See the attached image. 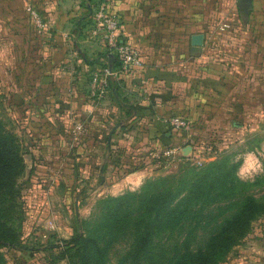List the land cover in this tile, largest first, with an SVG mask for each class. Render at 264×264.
I'll return each instance as SVG.
<instances>
[{"label":"rangeland","instance_id":"obj_1","mask_svg":"<svg viewBox=\"0 0 264 264\" xmlns=\"http://www.w3.org/2000/svg\"><path fill=\"white\" fill-rule=\"evenodd\" d=\"M110 1L62 0V13L56 20L45 16L47 23L49 21L46 29H38L31 19L34 27L31 26L29 31L35 33L36 37L42 33L48 48L43 55L47 64L41 83L35 64L23 63V57L35 54L36 45L30 53L19 42L15 46L19 63L14 71L18 78L12 79L14 72L6 57L8 51L13 54L11 46L7 48V34L12 31L0 32V121L12 135L13 141H7L9 148L24 164L21 174L15 179V202H3L17 220L15 245L0 247V264H69L70 253L66 252V242L79 232L86 231L98 201L135 191L148 179L178 176L191 168H200L216 160L206 159L214 153L213 148L229 143L230 130L225 129L224 133L228 135L221 136L224 144L218 145V136L223 133L215 131L214 117L205 121L202 118L204 115L196 114L190 119L177 112L169 118L182 116L189 121L191 128L176 132H190L194 136L192 140L165 146L154 144L145 135L137 139V125L127 127L120 122L122 114L119 115L118 106L115 105H120L123 97L115 101L108 93L96 100L88 96V87L78 90L85 81L87 85L95 68L105 65L106 55L114 57L117 62L115 69L121 65L119 52L109 54L105 25L95 19L99 6L105 4L111 9ZM179 1L175 0L176 6L180 4ZM146 2L152 3V0ZM190 2L189 15L178 13L169 16L175 31L142 30L141 27L128 32L129 37L120 31L121 16L112 9L109 11L119 21V42L133 49L140 62L147 67L159 68V72L170 78L169 82L176 78L185 82L189 78L191 90L198 91L202 88V76L214 74L215 62L221 58L228 63L233 61L231 55L238 48L236 42L232 44V41L234 38H248V28L238 16L237 0ZM143 16L147 17V21L151 20L150 15ZM130 17L128 20L132 27L135 21H140V16ZM151 25L143 27L151 28ZM183 26H189V30L183 32ZM198 34H203V43L206 40L205 46L202 43L204 48L192 44V36ZM55 44L58 48L56 52ZM242 49V46L239 47V54H245L241 52ZM24 51L26 55H23ZM55 79L61 83L62 89L54 90ZM208 84L213 82L208 81ZM74 90L78 91L77 96H72ZM114 101H118V104H114ZM208 102L210 105L211 100ZM168 129L172 130L169 126ZM190 142L194 148L203 147L201 158H189L183 154H176L170 161L162 158L161 149L171 146L181 149ZM142 147L144 149H139ZM246 154L252 155L251 161L244 159ZM226 155L231 156L232 162L238 163L237 176L241 180L254 181L257 177L251 191L264 202V178H261L264 175V134L231 148L218 159ZM136 158L137 164L139 161L151 162L158 169L165 167L144 177L133 189L112 193V184L124 173L132 171L135 166L132 161ZM118 167L119 170L116 169ZM8 202L16 205L9 206ZM219 206V212L213 210L214 214L218 213L217 221L198 231L197 241L200 243L214 233L217 224L221 225L239 207L223 202ZM126 249V241L117 240L111 244L107 264H119ZM221 264H264V214L251 220L247 234Z\"/></svg>","mask_w":264,"mask_h":264},{"label":"crops","instance_id":"obj_2","mask_svg":"<svg viewBox=\"0 0 264 264\" xmlns=\"http://www.w3.org/2000/svg\"><path fill=\"white\" fill-rule=\"evenodd\" d=\"M180 1V4L176 6L175 0H152V3H145V0H111L109 6L123 19L120 31L124 33L125 37H129L128 32L139 30L141 27L142 30L175 31L169 16L178 13L189 15L191 9L190 0ZM61 3L62 0H0V32L12 31L11 34H7V48L11 46L13 54L8 51L6 56L12 72L16 70V65L19 63L15 50L18 42L22 43L27 51L29 49L30 53L34 49L33 46L36 45L35 54L23 57V63L33 62L35 64V69L40 74L38 81L41 83L47 64L43 55L48 51V48L42 33L36 37L35 33L29 31L31 26H34L26 8L31 7L42 15L46 29L49 21L47 23L45 16L50 20H56L57 16L62 13ZM237 5L238 16L248 28V38L233 39L232 44L236 42V48H238L236 53L231 55L233 61L228 63L221 58L215 62L214 74L202 76L201 90H191L189 78L185 82L179 81L177 78L169 82L170 78L166 77L165 73L159 72V68L147 67L142 62L127 70L124 69L118 76L110 78L108 91L104 97L109 93L115 101L122 99L120 97L124 98V101H119L121 102L120 105H115L118 108H115L118 109L119 115L122 114L120 120L122 124L127 125V127L137 125L139 132L135 138L140 139L145 135L148 140L154 141V144L162 145L164 142L165 146L183 140H192L194 136L190 132L178 133L168 129V124L165 121L176 112L189 116L190 119L196 114L201 117L204 115L205 117L202 118L205 121L214 117L215 131L223 133L218 136V145L224 144L221 141L223 139L221 136L229 134V143L223 147L218 146L217 149L213 148L214 153L206 158L208 160L218 159L231 148L243 145L254 137L264 134V0H237ZM132 15L140 16V21L137 23L135 21L133 27L128 20ZM143 15H150L151 20L149 21L151 22L147 21V17ZM150 23H152L151 28L143 27V25H150ZM184 26L183 32L185 29L188 31L189 26ZM205 41L204 46L206 45ZM56 45L55 52L58 49ZM241 46L243 48L241 52L245 54L238 53ZM26 54L24 51L23 55ZM222 57L224 56L222 55ZM56 59L55 56L54 65ZM108 62L109 59L106 60L105 64ZM48 63L53 64L52 62ZM120 67L118 66L116 69L118 70ZM88 68L92 69L93 67ZM17 78L16 72L12 73V79L17 80ZM208 81H212L213 84H208ZM57 82L55 79L54 90L62 89L61 83ZM85 87H88L86 81L78 90H84ZM122 90L124 91L123 96ZM71 94L77 96L78 91L75 92L74 90ZM207 99L208 101L211 100L210 105ZM115 101L114 104H118V101ZM208 109H211L212 112ZM225 129L230 130L228 134L224 133ZM162 134L165 135L164 139L161 138ZM193 148L190 142L178 149L177 154H183L189 158L199 156L201 158L200 152L203 147L194 148L195 151ZM139 149H144V147ZM196 151H198V155ZM244 159L251 161L252 155L246 154ZM132 163L135 164L132 171L124 174L121 172L123 175L112 184V193L115 191L121 193L127 189H133L142 182L144 177L161 171L165 167L158 169L157 165L151 162L139 161L137 164V158ZM119 168L116 169L119 170Z\"/></svg>","mask_w":264,"mask_h":264},{"label":"trees","instance_id":"obj_3","mask_svg":"<svg viewBox=\"0 0 264 264\" xmlns=\"http://www.w3.org/2000/svg\"><path fill=\"white\" fill-rule=\"evenodd\" d=\"M106 58L115 68L114 57ZM10 140L0 121V247L15 245L17 218L3 202H15V179L24 166L9 148ZM230 158L226 155L178 176L148 179L135 191L98 201L86 231L66 242L69 264H107L108 248L117 240L127 243L119 264H221L247 234L251 220L264 214V202L251 191L257 177L241 180L238 163ZM222 202L239 207L200 243L198 231L217 221L213 210L219 212Z\"/></svg>","mask_w":264,"mask_h":264},{"label":"built area","instance_id":"obj_4","mask_svg":"<svg viewBox=\"0 0 264 264\" xmlns=\"http://www.w3.org/2000/svg\"><path fill=\"white\" fill-rule=\"evenodd\" d=\"M26 11L30 15L33 23L38 29L45 27V21L38 11L31 7H27ZM95 19L102 25H105V37L109 54L114 51L119 52L121 59V67L117 70L106 63L104 66L95 68L91 72L88 81V96L92 99L100 100L107 93L108 83L110 78L118 76L122 70H127L131 66H136L140 63L137 59L136 52L128 45L119 42V21L111 16L107 5L103 4L95 12ZM168 126L175 131L190 130L189 121L182 116L173 115L167 120ZM161 156L165 161H170L178 153L176 146L166 147L161 149Z\"/></svg>","mask_w":264,"mask_h":264},{"label":"water","instance_id":"obj_5","mask_svg":"<svg viewBox=\"0 0 264 264\" xmlns=\"http://www.w3.org/2000/svg\"><path fill=\"white\" fill-rule=\"evenodd\" d=\"M203 39H204L203 34L193 35L192 36V44L201 46L203 43ZM168 135H169V133H168Z\"/></svg>","mask_w":264,"mask_h":264}]
</instances>
